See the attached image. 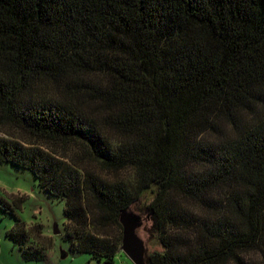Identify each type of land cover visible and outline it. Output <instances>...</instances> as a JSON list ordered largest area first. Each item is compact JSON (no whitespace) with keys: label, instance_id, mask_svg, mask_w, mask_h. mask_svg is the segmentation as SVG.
I'll return each instance as SVG.
<instances>
[{"label":"trees","instance_id":"1","mask_svg":"<svg viewBox=\"0 0 264 264\" xmlns=\"http://www.w3.org/2000/svg\"><path fill=\"white\" fill-rule=\"evenodd\" d=\"M3 162L100 263L151 196L150 264H264V0H0ZM10 234L45 258L19 217Z\"/></svg>","mask_w":264,"mask_h":264},{"label":"rangeland","instance_id":"2","mask_svg":"<svg viewBox=\"0 0 264 264\" xmlns=\"http://www.w3.org/2000/svg\"><path fill=\"white\" fill-rule=\"evenodd\" d=\"M107 175L109 178L120 176L132 179L134 173L132 170H126L119 174ZM2 198L12 205L14 211L5 207ZM151 199V196H146L133 205L138 212L144 211L145 220L150 227V232L144 234L149 243V252L162 248L156 223L148 212ZM18 217L26 226V244L41 248L45 254L44 259H27L22 245L11 236L10 231ZM66 222L64 199L42 187L31 170L11 162L0 164V264H105L92 259L90 253L73 248L67 238ZM55 225L60 231L58 234L54 232ZM104 234L116 238L123 234V230L115 226ZM65 254L66 257H63ZM115 264L134 263L119 248Z\"/></svg>","mask_w":264,"mask_h":264},{"label":"water","instance_id":"3","mask_svg":"<svg viewBox=\"0 0 264 264\" xmlns=\"http://www.w3.org/2000/svg\"><path fill=\"white\" fill-rule=\"evenodd\" d=\"M119 221L123 226L120 250L125 252L134 264H150L149 243L138 234L144 224L143 217L134 206H128L120 211ZM54 232H60L57 225ZM63 257H66V254Z\"/></svg>","mask_w":264,"mask_h":264},{"label":"flooded vegetation","instance_id":"4","mask_svg":"<svg viewBox=\"0 0 264 264\" xmlns=\"http://www.w3.org/2000/svg\"><path fill=\"white\" fill-rule=\"evenodd\" d=\"M148 212H149L150 217H151V215L153 216V212H152V211H148ZM139 214L143 217V219H144V224H143V226L138 230V234H139V236H141L144 240H146L145 237H144V234H145L146 232H150V227L147 225L148 223H147V221L145 220L146 217H144V211L139 212ZM153 218H154V216H153ZM154 221H155V220H154Z\"/></svg>","mask_w":264,"mask_h":264}]
</instances>
